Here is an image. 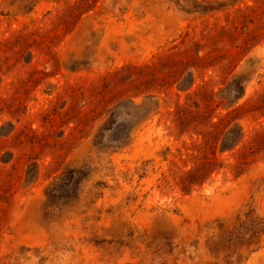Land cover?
I'll return each instance as SVG.
<instances>
[{
  "label": "rangeland",
  "instance_id": "rangeland-1",
  "mask_svg": "<svg viewBox=\"0 0 264 264\" xmlns=\"http://www.w3.org/2000/svg\"><path fill=\"white\" fill-rule=\"evenodd\" d=\"M0 264H264V0H0Z\"/></svg>",
  "mask_w": 264,
  "mask_h": 264
},
{
  "label": "trees",
  "instance_id": "trees-1",
  "mask_svg": "<svg viewBox=\"0 0 264 264\" xmlns=\"http://www.w3.org/2000/svg\"><path fill=\"white\" fill-rule=\"evenodd\" d=\"M225 123V124H224ZM224 126L223 131L226 132L223 133L222 140L217 139L216 141L214 139L213 142H210L209 140H204L203 144H199L195 146V150L198 152V155L194 156V159H197L198 156L201 158H207L208 157V149L212 148L214 149V153H216L218 143L220 142V152H228L234 150L237 145L240 143V141L243 139V129L238 125L232 126V121L223 120L220 124H214L212 127L216 129V131L220 132L221 127ZM231 126V128H230ZM229 128V129H228ZM221 135V133H220ZM205 167H209L211 170L212 163H208V165H201L197 167L196 170H194L193 174H195V180H201L203 177L206 176Z\"/></svg>",
  "mask_w": 264,
  "mask_h": 264
}]
</instances>
